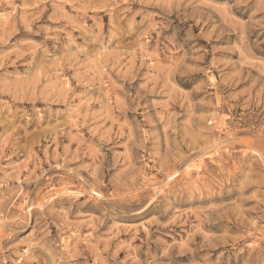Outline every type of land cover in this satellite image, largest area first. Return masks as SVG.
<instances>
[{
	"label": "rangeland",
	"instance_id": "1",
	"mask_svg": "<svg viewBox=\"0 0 264 264\" xmlns=\"http://www.w3.org/2000/svg\"><path fill=\"white\" fill-rule=\"evenodd\" d=\"M0 264H264V0H0Z\"/></svg>",
	"mask_w": 264,
	"mask_h": 264
}]
</instances>
